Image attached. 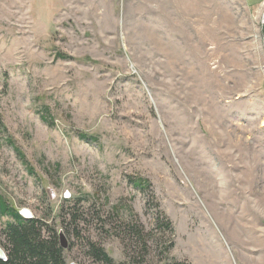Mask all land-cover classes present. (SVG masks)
Listing matches in <instances>:
<instances>
[{"label": "rangeland", "instance_id": "rangeland-1", "mask_svg": "<svg viewBox=\"0 0 264 264\" xmlns=\"http://www.w3.org/2000/svg\"><path fill=\"white\" fill-rule=\"evenodd\" d=\"M263 19L251 0H0V196L64 232L67 264H96L89 241L114 264H264Z\"/></svg>", "mask_w": 264, "mask_h": 264}, {"label": "trees", "instance_id": "trees-1", "mask_svg": "<svg viewBox=\"0 0 264 264\" xmlns=\"http://www.w3.org/2000/svg\"><path fill=\"white\" fill-rule=\"evenodd\" d=\"M59 58L67 59L64 55ZM42 120L54 126V121L42 115ZM80 139L97 143L98 139L87 134H79ZM8 143L14 146L12 140ZM21 160L27 166L29 172L34 175V170L29 166L25 156L19 151ZM59 166H54L57 172ZM141 190L150 188V183L143 179L133 183ZM3 218H11L4 227L0 225V249L5 253V259L0 255V264H67L64 252L61 247L59 233L54 226H50L44 219L26 218L18 210L0 196V221ZM74 223L76 217L73 218ZM158 226L165 227L169 232H173L172 223L162 214L158 216ZM132 233L139 234L137 229L132 227ZM89 254L96 264H114L113 259L98 244L90 242L87 244ZM172 247L170 245L167 250ZM174 264H187L175 262Z\"/></svg>", "mask_w": 264, "mask_h": 264}, {"label": "water", "instance_id": "water-1", "mask_svg": "<svg viewBox=\"0 0 264 264\" xmlns=\"http://www.w3.org/2000/svg\"><path fill=\"white\" fill-rule=\"evenodd\" d=\"M263 25H264V22H263ZM59 237H60V244H61V247H62L64 250L68 249V247H69L68 240H67L66 235L64 234L63 231H61V232L59 233ZM0 255H1L2 258L5 259V253H4L1 249H0Z\"/></svg>", "mask_w": 264, "mask_h": 264}, {"label": "crops", "instance_id": "crops-1", "mask_svg": "<svg viewBox=\"0 0 264 264\" xmlns=\"http://www.w3.org/2000/svg\"><path fill=\"white\" fill-rule=\"evenodd\" d=\"M251 1L254 3V5H257V6L262 5L264 3V0H251ZM252 8H254V7H252Z\"/></svg>", "mask_w": 264, "mask_h": 264}, {"label": "bare ground", "instance_id": "bare-ground-1", "mask_svg": "<svg viewBox=\"0 0 264 264\" xmlns=\"http://www.w3.org/2000/svg\"><path fill=\"white\" fill-rule=\"evenodd\" d=\"M263 22H264V19H263Z\"/></svg>", "mask_w": 264, "mask_h": 264}]
</instances>
